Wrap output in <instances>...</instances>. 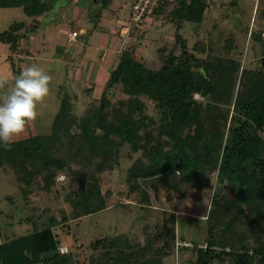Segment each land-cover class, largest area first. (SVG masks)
Listing matches in <instances>:
<instances>
[{"label": "trees", "instance_id": "obj_1", "mask_svg": "<svg viewBox=\"0 0 264 264\" xmlns=\"http://www.w3.org/2000/svg\"><path fill=\"white\" fill-rule=\"evenodd\" d=\"M54 3L0 0V7L22 6L35 17L54 9ZM209 5V0H163L158 16L166 13L176 21L180 54L169 51L161 67L153 68L143 60L140 44L123 45L97 102L83 115L63 91L51 132L36 133L30 122L9 148L0 146V167L15 170L27 201L36 190L59 193L58 174L66 173L75 219L108 207L110 192L103 191L100 173L119 164L125 145L142 152L127 178L132 191L139 189L141 205L151 200L149 185L186 197L190 188L200 192L217 171L223 192L215 194L203 218L207 235L179 245L189 239L187 226L175 210L162 211L163 223L154 233L146 228L144 240L132 241L127 234L98 237L83 259L71 240L59 238L55 227L61 219L52 215L32 232L1 242L0 264H165L185 248L191 252L188 264H264V55L256 67H243L231 55L237 47L231 36L222 39L225 53L217 52L215 41L206 46L204 40L193 49L205 55L190 50L179 28L184 21L203 22ZM130 19L124 27H130L133 40L145 25H134L132 10ZM35 31L36 24L15 22L0 33V43L31 55L23 40L31 44ZM254 36L264 47L261 31ZM120 86L127 97L114 100ZM142 96L156 101L159 117L146 111ZM65 244L69 251L61 252Z\"/></svg>", "mask_w": 264, "mask_h": 264}, {"label": "rangeland", "instance_id": "obj_2", "mask_svg": "<svg viewBox=\"0 0 264 264\" xmlns=\"http://www.w3.org/2000/svg\"><path fill=\"white\" fill-rule=\"evenodd\" d=\"M115 1L121 6L124 5L119 11V19L111 8ZM132 1L134 0H110L109 7L102 8L100 0H55L54 9L35 17L29 16L22 6L0 7V33L10 29L15 22L36 24V31L30 38L31 44L23 40V45L31 51V55H26L24 51V54L15 50L12 52L9 45L3 43L0 48V76L11 85L24 67L35 63L53 78L50 94L39 105L37 119L31 122L36 133L52 131L54 117L61 103V92L67 91L71 94L74 110L79 115H83L97 102L96 96L93 97L95 89L88 90L89 85L85 83H107L113 68L108 69L104 67L106 62L103 63L101 66L104 69L100 71L97 79H92L94 82L85 79L86 70L92 69V66L95 68L94 65L100 60L107 38L112 39L110 31L118 34V28H122V32L127 28L124 25L131 20L132 6L130 8L129 5ZM209 4L203 22L184 21L179 28L180 33L186 37L190 50L195 51L197 56L205 55L201 50L193 49L199 40H204L206 46L215 41L214 44H218L217 52L225 53V40L222 39L231 36L236 39L237 46L231 55L238 58L243 67L253 68L259 65V58L264 55V47L254 33L261 31L264 40V0H209ZM70 31L77 34L78 39L75 42L67 40ZM117 34L113 35V42L118 44L115 48V67L125 44H140L143 60L153 68L161 67L169 51L181 53L180 43L176 42L177 23L166 13L153 22H147L133 40L130 36H125L127 41L124 36L118 37ZM58 42L67 45L63 54L57 48ZM99 90L98 96L103 88L97 92ZM5 91L6 88L0 89V102ZM125 97L127 95L120 86L113 99ZM196 97L201 99L202 96L196 94ZM142 98L146 111L159 117L160 109L156 101L146 96ZM141 154L142 152L133 153L129 145L121 149L119 164L100 173L103 191L110 192L108 207L79 219L74 218L72 203L67 198L73 188L66 173L58 174L61 188L59 193L55 189L49 192L36 190L27 201L15 170L9 166L0 167V242L32 232L42 226L44 220L55 215L61 219V223L55 227L59 238L64 243L71 240V248L77 249L82 258L86 259L92 252L91 243L96 238L127 234L132 241H142L148 230L154 233L156 226L163 223L166 216L162 211L170 213L174 210L180 216V221H184L187 226L185 234L188 241H192L190 238L195 236L198 239L205 237L207 226L202 222L203 218L208 214L215 194L223 192V187L217 180L218 172L210 173V180L205 182L200 192L195 187L190 188L186 197L181 192L172 191L169 194L165 189L155 190L149 185L151 200L148 204L141 205L139 189L132 191L127 180L130 167ZM62 183L65 186L62 187ZM64 217L67 218L63 219ZM187 250L181 249V256L178 251L177 254L165 258V264H177L179 257V264H188L186 258L191 252H186Z\"/></svg>", "mask_w": 264, "mask_h": 264}, {"label": "clouds", "instance_id": "obj_3", "mask_svg": "<svg viewBox=\"0 0 264 264\" xmlns=\"http://www.w3.org/2000/svg\"><path fill=\"white\" fill-rule=\"evenodd\" d=\"M52 79L35 63L24 67L11 85L0 76V89L6 88L0 102V146L9 148L28 124L37 119L39 105L50 94Z\"/></svg>", "mask_w": 264, "mask_h": 264}, {"label": "crops", "instance_id": "obj_4", "mask_svg": "<svg viewBox=\"0 0 264 264\" xmlns=\"http://www.w3.org/2000/svg\"><path fill=\"white\" fill-rule=\"evenodd\" d=\"M135 1V0H134ZM134 1H132L131 2V4L129 5L130 6V8H131V6H132V4H133V2ZM102 2V1H101ZM116 3H114L112 6H111V8L113 9V13H114V15L117 17V19H119L120 18V15H119V11L122 9V6H124V5H120L117 1H115ZM110 3L111 2H109L108 4H104L103 2H102V8H103V6L104 7H109V5H110ZM118 11V12H117ZM62 27V26H61ZM121 28H118V30H120ZM118 32V31H117ZM70 33H71V31H70ZM110 33L112 34V39L110 40V37L109 38H107V41H106V47L105 48H103V50H104V52L102 53V55H101V58H100V60L98 61V62H96V64L94 65L95 66V68H93V66H92V69L91 68H88L87 70H86V75H85V79H88L89 81H91L92 79H97V77L99 76V74H100V71L101 70H103L104 68H102L103 66H101L103 63H105L106 62V64L104 65V67H106V68H108V69H110L111 67L112 68H114L115 67V64H116V45H118V44H116V43H114L113 41H114V39H115V36H113V35H115V34H117L116 33V31L114 32V31H110ZM118 35V34H117ZM78 39V38H77ZM76 39V40H77ZM68 40V39H67ZM75 40V41H76ZM69 41V40H68ZM74 41V42H75ZM110 41V42H109ZM69 42H71V41H69ZM109 44V45H108ZM2 45H3V43H0V48L2 47ZM108 45V46H107ZM66 46L67 45H65V44H63V43H59L58 42V46H57V48H58V50L60 51V54L62 53L63 54V52L65 51V48H66ZM114 66V67H113ZM102 68V69H101ZM91 69V70H90ZM93 82H94V80H92ZM85 84H88L89 85V87H92V89L94 90V95H93V97L94 96H96V97H98V93L100 92V90L97 92V90L98 89H102L103 87H104V85H105V83H85ZM94 84H96V85H94ZM1 242H3V241H1ZM0 242V243H1ZM64 243V242H63ZM66 245V244H65Z\"/></svg>", "mask_w": 264, "mask_h": 264}, {"label": "built area", "instance_id": "obj_5", "mask_svg": "<svg viewBox=\"0 0 264 264\" xmlns=\"http://www.w3.org/2000/svg\"><path fill=\"white\" fill-rule=\"evenodd\" d=\"M163 2V0H135L132 5V22L137 27H143L145 25V22L153 17L158 16V7ZM130 27H127L123 32L127 33L124 34V36H130L129 35ZM77 39L76 32H71L68 36L69 41H75ZM126 39V37H125ZM127 40V39H126ZM128 41V40H127ZM124 48V47H123ZM179 245H192L191 242L185 241V242H179ZM61 252H68L69 246L68 245H62L60 246Z\"/></svg>", "mask_w": 264, "mask_h": 264}, {"label": "water", "instance_id": "obj_6", "mask_svg": "<svg viewBox=\"0 0 264 264\" xmlns=\"http://www.w3.org/2000/svg\"><path fill=\"white\" fill-rule=\"evenodd\" d=\"M96 2H98L99 0H95ZM264 61V60H263Z\"/></svg>", "mask_w": 264, "mask_h": 264}]
</instances>
